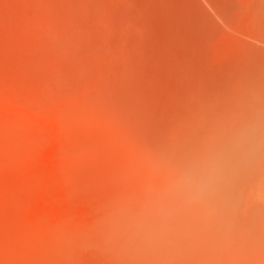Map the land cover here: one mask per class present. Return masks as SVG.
Returning a JSON list of instances; mask_svg holds the SVG:
<instances>
[{
	"label": "rangeland",
	"instance_id": "rangeland-1",
	"mask_svg": "<svg viewBox=\"0 0 264 264\" xmlns=\"http://www.w3.org/2000/svg\"><path fill=\"white\" fill-rule=\"evenodd\" d=\"M200 113L254 158L224 221L145 246L153 145ZM0 264H264V0H0Z\"/></svg>",
	"mask_w": 264,
	"mask_h": 264
},
{
	"label": "clouds",
	"instance_id": "clouds-1",
	"mask_svg": "<svg viewBox=\"0 0 264 264\" xmlns=\"http://www.w3.org/2000/svg\"><path fill=\"white\" fill-rule=\"evenodd\" d=\"M256 136L249 126L221 148L211 149L165 174L145 191L137 227L141 242L163 248L227 218L233 178L253 160Z\"/></svg>",
	"mask_w": 264,
	"mask_h": 264
},
{
	"label": "bare ground",
	"instance_id": "bare-ground-1",
	"mask_svg": "<svg viewBox=\"0 0 264 264\" xmlns=\"http://www.w3.org/2000/svg\"><path fill=\"white\" fill-rule=\"evenodd\" d=\"M209 127L208 117L200 113L195 121L196 134L170 135L154 143L151 165L148 167V181L153 184L155 181V185L158 186L163 183L167 172L183 167L211 149L220 148L216 143L214 127L213 129ZM246 169V167L242 169L243 175Z\"/></svg>",
	"mask_w": 264,
	"mask_h": 264
}]
</instances>
